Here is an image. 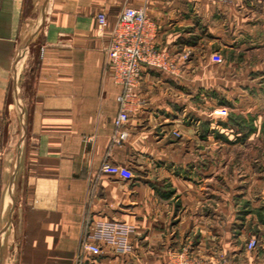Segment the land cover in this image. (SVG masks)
<instances>
[{
    "label": "crops",
    "instance_id": "1",
    "mask_svg": "<svg viewBox=\"0 0 264 264\" xmlns=\"http://www.w3.org/2000/svg\"><path fill=\"white\" fill-rule=\"evenodd\" d=\"M125 7L190 60L178 77L143 70L111 146L122 87L105 48ZM0 193V264H76L93 221L128 226L131 249L101 243L85 264H180L188 243L264 264V0H0Z\"/></svg>",
    "mask_w": 264,
    "mask_h": 264
},
{
    "label": "built area",
    "instance_id": "2",
    "mask_svg": "<svg viewBox=\"0 0 264 264\" xmlns=\"http://www.w3.org/2000/svg\"><path fill=\"white\" fill-rule=\"evenodd\" d=\"M99 31L104 33L107 16H97ZM157 31L144 9L125 7L117 17L110 32L105 48V67L111 71L114 81L122 87L117 97L118 112L114 118V131L111 146L122 145L127 141L129 133L127 123L130 119V106L137 97L143 81V70L158 71L178 77L190 60V53L172 54L160 49L155 43ZM179 136L178 133H174ZM101 172L117 175L121 171L106 160ZM132 232L128 226L117 222H92L87 225L82 237L77 264H85L88 259L102 254L101 243L114 247L119 254L130 251L129 237ZM257 241L252 239L247 244L253 250ZM181 257L180 264H184Z\"/></svg>",
    "mask_w": 264,
    "mask_h": 264
},
{
    "label": "rangeland",
    "instance_id": "3",
    "mask_svg": "<svg viewBox=\"0 0 264 264\" xmlns=\"http://www.w3.org/2000/svg\"><path fill=\"white\" fill-rule=\"evenodd\" d=\"M222 49V50H221ZM227 52V49L226 47H220V52L218 54H214V56H212L213 58H211L210 62L214 65H219V66H223L225 65V62H226V54ZM215 116L219 117V119H226V118H230L232 117L233 115L231 114H228V111L226 108H220L218 110H216L214 113H213ZM221 124V123H220ZM223 125L225 126L226 124L223 123ZM25 126V125H24ZM25 132V130H24ZM174 133H178V132H173V135L175 138H178L179 136H177L176 134ZM21 134V133H19ZM179 134V133H178ZM18 166V158L17 157H14L13 159V162H12V171L11 173L9 174V176L7 177V182L9 183V181L11 180V177H12V173L13 171L15 170V168ZM1 195V193H0ZM0 199H1V196H0ZM6 212V211H5ZM6 223V214H5V217L3 219V225ZM2 225V226H3ZM252 240V239H251ZM256 240V239H254ZM257 241V240H256ZM257 246H258V243H257ZM257 246L255 247V249L251 250V251H255L257 249ZM250 251V250H248ZM181 257H183L182 261L184 264H213L211 262H208V261H202L201 258L197 257V255L193 252V245L188 243L186 246H183L182 247V250H181ZM224 255H222L223 257ZM78 257H79V252H78ZM221 258V257H220ZM224 261V260H223ZM77 264V263H76ZM218 264H227L226 261L222 262V261H219Z\"/></svg>",
    "mask_w": 264,
    "mask_h": 264
}]
</instances>
